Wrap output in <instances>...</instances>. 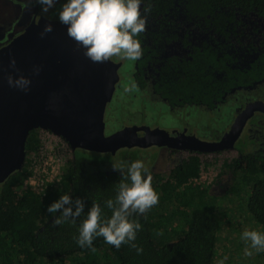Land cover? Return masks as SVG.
<instances>
[{"label":"trees","instance_id":"trees-1","mask_svg":"<svg viewBox=\"0 0 264 264\" xmlns=\"http://www.w3.org/2000/svg\"><path fill=\"white\" fill-rule=\"evenodd\" d=\"M147 4L160 15L176 7L185 17L208 16L207 23L215 30L222 21L230 26L234 14H252L264 20V0H147ZM37 134L36 130L27 134L24 163L0 184V264H213L221 227L217 202H228L246 187L250 189L246 212L256 224L264 226V155L239 153L238 158L224 160L212 179L210 186L216 188L211 192L207 186L192 183L203 165L196 153L165 174H151L159 203L144 214L130 217L142 225L134 241L143 249L141 253L127 244L117 249L103 237L94 239L95 252L82 248L76 238L89 208L93 202L99 203L102 218L111 217L106 201H115L122 173L105 171L100 168L102 164L86 170L75 160L74 164H65L58 183L47 185L43 196L29 190L21 192V181L29 166L25 164L26 156L39 147ZM225 175V183L220 184ZM63 195L85 202L84 213L75 224L69 221L55 225L60 213L47 212L48 206Z\"/></svg>","mask_w":264,"mask_h":264},{"label":"flooded vegetation","instance_id":"flooded-vegetation-1","mask_svg":"<svg viewBox=\"0 0 264 264\" xmlns=\"http://www.w3.org/2000/svg\"><path fill=\"white\" fill-rule=\"evenodd\" d=\"M65 2L66 0H56L55 6L45 14L41 12V5L36 0H0V48L22 35L33 23L46 21L61 24L55 7L59 6L61 10ZM141 14L147 17L146 31L137 37L143 49L142 57L137 61L120 60L117 57L110 60L115 65L116 81L102 112L104 136L124 127H146L142 123L138 124V119L136 122L134 119L139 116L142 119L145 116L148 118L149 108L145 105L157 103L170 112L176 127L149 128L164 130L172 137L193 136L204 142H211L228 132L235 118L246 106L264 101V20L252 14L248 17L234 14L235 19L230 26L226 27L222 21L215 30L214 26L207 23L208 16L199 19L185 17L176 7L169 8L166 14L160 15L158 11L150 10L147 0L141 2ZM132 83L137 87L126 92L125 86H131ZM115 102L119 105L125 122L113 130L108 125L106 132L105 114L112 111L107 109ZM195 114L205 115L201 125L192 122ZM127 121L130 123H126ZM36 132L52 134L48 130L36 129ZM56 137L60 142H65L61 137ZM154 148L159 151L157 157L144 162L149 164L145 167L150 174H165L181 160L196 154L186 150ZM145 150L120 155L113 160H126L119 163L117 168H121L122 164L126 167ZM227 152H233L234 156L228 157ZM239 153L253 157L257 154L264 155L263 112L254 111L243 121L231 149L199 154L198 157L208 156L207 164H211L222 155L217 162L220 164L219 171L224 160L238 158ZM26 157L25 164H31L30 154ZM159 158L166 164V170H154ZM75 160L77 159L71 154L64 160L63 168L71 161L72 164L76 163ZM77 163L86 170L94 164H102L100 166H104L105 171L117 170L108 167L107 164H112L110 161L78 160ZM223 181L220 184H224ZM210 185L208 183L206 186L212 192L216 186Z\"/></svg>","mask_w":264,"mask_h":264},{"label":"water","instance_id":"water-1","mask_svg":"<svg viewBox=\"0 0 264 264\" xmlns=\"http://www.w3.org/2000/svg\"><path fill=\"white\" fill-rule=\"evenodd\" d=\"M49 23L31 24L0 48V184L21 168L31 130H48L61 137L74 159L105 162L152 146L198 154L231 149L243 121L254 111L264 113V101L251 103L225 135L211 142L136 126L104 136L102 112L116 81L115 65L86 58L84 49L68 37L66 25L50 23L52 31L42 38L40 33ZM13 58L15 67L10 64ZM9 75L28 78L29 90L10 87ZM101 155L105 157L92 158Z\"/></svg>","mask_w":264,"mask_h":264},{"label":"clouds","instance_id":"clouds-1","mask_svg":"<svg viewBox=\"0 0 264 264\" xmlns=\"http://www.w3.org/2000/svg\"><path fill=\"white\" fill-rule=\"evenodd\" d=\"M142 0H66L58 13L59 22L67 26V35L78 48L84 49L83 55L93 63L102 64L117 57L120 60L137 61L143 55L141 42L137 37L146 31L147 17L141 14ZM41 5V12L48 13L55 6L56 0H36ZM52 31V25H45L40 33L43 38ZM15 59L10 61L15 67ZM38 73L39 68L35 69ZM10 87L27 92L31 81L19 76L7 77ZM137 86H125L130 92ZM115 169L122 173L115 201H106V207L112 211L108 219L102 218V208L93 202L87 217L79 228L76 238L80 247H87L92 252L96 237H103L104 241L119 249L127 244L141 253L143 249L134 241L142 225L130 219L133 214H144L159 203V195L152 186V176L142 160L132 162L126 169ZM145 174L146 177H145ZM130 181L125 182V181ZM85 202L81 198L73 199L63 195L51 203L47 212L60 213L54 220L55 225L66 222L76 223L84 213ZM242 238L251 242V247L257 251H264V234L257 231H244ZM253 253L245 250V255ZM226 259V258H225ZM220 264H223L221 261Z\"/></svg>","mask_w":264,"mask_h":264},{"label":"rangeland","instance_id":"rangeland-1","mask_svg":"<svg viewBox=\"0 0 264 264\" xmlns=\"http://www.w3.org/2000/svg\"><path fill=\"white\" fill-rule=\"evenodd\" d=\"M58 13L60 11V7H55ZM113 103V102H112ZM112 103L108 106V110H112L109 114L106 113V121H105V131L107 132L106 127L110 130H113L117 128L119 125L123 124L125 122V119L121 117V109L119 105H116V102L114 105ZM148 109V118L145 116L143 119L139 116V118L134 119L136 122L137 119L139 120L137 123H142V125H145L147 128L149 127H157V128H165V127H176L175 120L171 117L170 112L165 111V107H163L160 104L154 103V105H145ZM146 114V113H145ZM195 118L191 119L192 122H196L199 125H201L204 122L205 115L204 114H195ZM193 117V116H192ZM191 118V116H190ZM127 121L126 123H128ZM130 123V122H129ZM154 129V128H149ZM159 152V151H158ZM157 149L154 147H149L147 150H145L142 154L138 155L136 157V160H143V162H148L153 157H157ZM228 157H233V152H227L226 153ZM70 156H67V159ZM105 156H96L92 157L94 159H102ZM117 157V156H116ZM222 155L220 157H217V159L213 163H208L209 157L208 156H200V164H203L200 168L203 172L211 171V173L206 177L205 182H212V179L215 174L216 170V164L218 162V159H221ZM170 160V158L168 159ZM96 161V160H95ZM101 160H99L100 162ZM126 160L123 159H111L110 162L112 164H107L108 167H119L121 162H124ZM149 164H145V166H148ZM154 170L161 171L166 170L164 161L162 158H159L157 163L155 164ZM172 165V164H170ZM104 166L101 167V169ZM122 167H125V164H122ZM208 167V169H206ZM89 170V168L87 169ZM210 177V178H209ZM209 179V180H208ZM227 179V175H225L222 180L225 182ZM200 186L205 187V183L199 184ZM246 187V186H244ZM246 190H241V193H236V197L232 198L230 197L228 202H217V204L220 206L218 211H220L221 219H220V230L219 234L216 238V245H215V254L213 258V264H220L222 261L223 264H264V251H257L256 249H253L251 247V242L247 241L242 238V234L244 231H257L261 234H264V226H259L256 224V222L249 216V214L246 212V201L247 197L249 195V188L246 187ZM209 190V186L207 187ZM217 207V206H216ZM251 251L253 254L251 256L245 255V250ZM226 258V259H225Z\"/></svg>","mask_w":264,"mask_h":264},{"label":"built area","instance_id":"built-area-1","mask_svg":"<svg viewBox=\"0 0 264 264\" xmlns=\"http://www.w3.org/2000/svg\"><path fill=\"white\" fill-rule=\"evenodd\" d=\"M39 147L37 150L30 153L31 164H29L24 178L21 181L20 191H31L34 194H41L45 187L57 184L62 173L64 160L71 155L69 146L58 140L56 136L46 132L37 134ZM220 164H216L215 174L218 171ZM208 169V167L206 168ZM211 171L203 172L199 169L198 178L193 179L192 183L199 185L205 182L206 177ZM210 178V177H209ZM209 180V179H208ZM203 187V186H201Z\"/></svg>","mask_w":264,"mask_h":264}]
</instances>
